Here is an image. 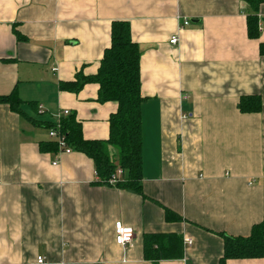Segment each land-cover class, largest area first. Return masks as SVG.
<instances>
[{
	"label": "crops",
	"instance_id": "0c3cea01",
	"mask_svg": "<svg viewBox=\"0 0 264 264\" xmlns=\"http://www.w3.org/2000/svg\"><path fill=\"white\" fill-rule=\"evenodd\" d=\"M248 14L242 0H0V96L20 99L0 104V264H154L150 234L183 239V259L159 264H219L226 236L263 222L264 5L258 39ZM115 21L141 52L143 195L98 183L81 152L42 149L65 111L85 140L109 139L117 104L99 103L97 84L60 85L98 73ZM245 96L262 111L241 113ZM118 224L135 231L127 248Z\"/></svg>",
	"mask_w": 264,
	"mask_h": 264
},
{
	"label": "trees",
	"instance_id": "16d2710c",
	"mask_svg": "<svg viewBox=\"0 0 264 264\" xmlns=\"http://www.w3.org/2000/svg\"><path fill=\"white\" fill-rule=\"evenodd\" d=\"M249 8L248 36L258 39L259 10L264 0H242ZM22 40L20 35H17ZM260 54L264 56V44L260 45ZM99 86L98 102H114L117 110L110 117V136L105 141L85 140L82 125L73 116L61 120L62 132L74 152L78 151L91 158L96 166L98 183L124 189L143 195V138H142V104L146 98L142 95L141 52L132 39L130 24L115 21L112 24L111 45L106 49L98 73L94 76L76 75L72 82H62L60 89L79 93L85 85ZM0 104H9L14 111L20 106L16 93L0 96ZM238 109L244 114L260 113L262 100L259 96H245L240 99ZM48 122V128L54 127ZM44 151L57 152L54 143L44 145ZM122 175L118 182L111 185L110 180ZM168 221H180L181 218L166 210ZM144 257L146 261L159 264L163 260L183 259V239L175 234H150L144 238ZM264 261V220L253 226L247 237H225L224 254L219 264L238 260Z\"/></svg>",
	"mask_w": 264,
	"mask_h": 264
},
{
	"label": "built area",
	"instance_id": "2783aa9c",
	"mask_svg": "<svg viewBox=\"0 0 264 264\" xmlns=\"http://www.w3.org/2000/svg\"><path fill=\"white\" fill-rule=\"evenodd\" d=\"M178 21L180 22V27L185 28L188 27L191 22L187 18H184L182 16H178ZM259 28L262 27V23L259 21ZM179 39L177 37H173L170 41V44L173 46L178 45ZM43 107H39V113H42ZM69 115L68 111H65L63 113L58 114L57 116V122L54 123V127L49 128L48 135L50 140H52L58 147L57 153L60 155L64 154H71L74 152L73 148L68 145L66 135L62 132V124L61 120ZM54 166H57V163L54 164ZM122 175V170L118 169L117 175L114 176L112 180H110V184L114 185L116 182H118L117 177H120ZM135 239V231L131 227L122 226L121 224H118L116 226V244L118 246L127 248L133 244V241ZM187 244L191 245L193 241L186 240ZM45 258H39L38 264H45Z\"/></svg>",
	"mask_w": 264,
	"mask_h": 264
}]
</instances>
